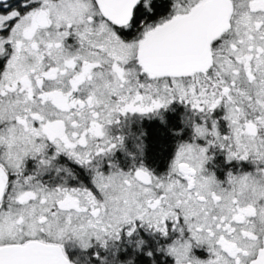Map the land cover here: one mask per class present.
<instances>
[{"label": "snow or ice", "instance_id": "6c2138e0", "mask_svg": "<svg viewBox=\"0 0 264 264\" xmlns=\"http://www.w3.org/2000/svg\"><path fill=\"white\" fill-rule=\"evenodd\" d=\"M0 264H264V0H0Z\"/></svg>", "mask_w": 264, "mask_h": 264}, {"label": "flooded vegetation", "instance_id": "af4514ba", "mask_svg": "<svg viewBox=\"0 0 264 264\" xmlns=\"http://www.w3.org/2000/svg\"><path fill=\"white\" fill-rule=\"evenodd\" d=\"M149 163H152V160H151V159L149 160ZM29 164H30V166H31V162H29ZM163 167H164V164L161 162V163H160V168L162 169Z\"/></svg>", "mask_w": 264, "mask_h": 264}]
</instances>
